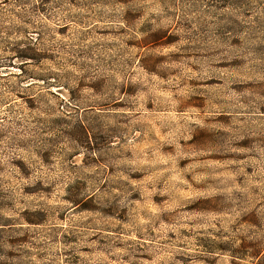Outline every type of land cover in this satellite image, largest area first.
Masks as SVG:
<instances>
[{"label": "rangeland", "instance_id": "obj_1", "mask_svg": "<svg viewBox=\"0 0 264 264\" xmlns=\"http://www.w3.org/2000/svg\"><path fill=\"white\" fill-rule=\"evenodd\" d=\"M0 264H264V0H0Z\"/></svg>", "mask_w": 264, "mask_h": 264}, {"label": "trees", "instance_id": "obj_2", "mask_svg": "<svg viewBox=\"0 0 264 264\" xmlns=\"http://www.w3.org/2000/svg\"><path fill=\"white\" fill-rule=\"evenodd\" d=\"M117 1H120V2H128V1H131V0H117ZM160 2H164V0H159ZM20 58H22L21 59V61H23V63L24 62H26L27 61V59L28 58H30V57H28L27 55H25V54H20V55H18ZM22 64V63H21ZM72 202H74V200H72Z\"/></svg>", "mask_w": 264, "mask_h": 264}]
</instances>
